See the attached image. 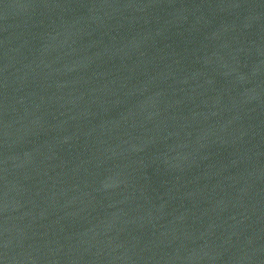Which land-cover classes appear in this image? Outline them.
<instances>
[{"label":"water","instance_id":"water-1","mask_svg":"<svg viewBox=\"0 0 264 264\" xmlns=\"http://www.w3.org/2000/svg\"><path fill=\"white\" fill-rule=\"evenodd\" d=\"M0 264H264V0H0Z\"/></svg>","mask_w":264,"mask_h":264}]
</instances>
